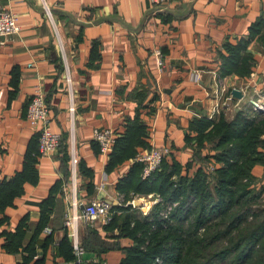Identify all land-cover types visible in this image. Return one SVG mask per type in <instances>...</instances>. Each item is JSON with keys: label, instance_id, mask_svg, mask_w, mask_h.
<instances>
[{"label": "crops", "instance_id": "0c3cea01", "mask_svg": "<svg viewBox=\"0 0 264 264\" xmlns=\"http://www.w3.org/2000/svg\"><path fill=\"white\" fill-rule=\"evenodd\" d=\"M0 8L13 10L20 26L18 34L0 39V182L23 168L35 133L24 108L36 87L44 90L51 125L66 135L69 152L66 177L59 150L51 158L38 155L37 182H24L20 195L0 213V218H6L0 222V264L21 260V253L3 249L2 231L11 232L24 216L33 227L40 218L39 203L58 179L64 180L62 193L56 195L46 225L56 242L68 235L65 219L75 215L78 242L82 243L91 226L80 209L85 203L102 199L116 204L121 194L115 184L134 159L107 171V156L94 147L96 127L110 128L117 137L125 129V119L138 115L147 126L145 141L150 147L168 146L166 158L173 156L185 164L192 154L184 140L190 120L195 113L207 114L213 105L212 78L220 76L219 51L224 43L246 36L252 22L264 16V0H169L161 9L150 0H0ZM94 41L99 44L100 57L89 65ZM155 48L165 55L163 71L157 69ZM246 50L256 58L250 75L221 77L230 91L237 88L243 94L233 97L228 106L235 112L245 98L264 93V45L252 41ZM195 70L200 71L198 80L193 78ZM13 75L18 80L11 95ZM146 149L139 147L138 152ZM82 162L90 176L79 170ZM143 198L149 205L152 196ZM140 204L133 202L132 206ZM91 227L105 236L102 226ZM45 228L39 240L49 234ZM118 242L120 246L131 243L128 238ZM54 252L53 245H47L44 264L54 260L74 264L63 262ZM100 257L104 264H119L123 252L111 250L97 257L84 248L86 263Z\"/></svg>", "mask_w": 264, "mask_h": 264}, {"label": "trees", "instance_id": "16d2710c", "mask_svg": "<svg viewBox=\"0 0 264 264\" xmlns=\"http://www.w3.org/2000/svg\"><path fill=\"white\" fill-rule=\"evenodd\" d=\"M247 33L235 43H224L223 50H218L220 77L232 73L248 77L252 72L256 58L246 48L252 41L264 45L263 15L252 22ZM98 46L94 41L89 65L100 57ZM54 63L60 67L57 57ZM14 76L11 95L16 92L18 80ZM224 115L221 111L217 119L202 114L190 120L184 140L192 154L185 164L173 156L166 158L169 151L160 166L144 178L143 164L133 161L115 184L123 201L111 206L112 219L102 226L105 236L88 226L81 243L83 248L97 257L120 249L123 257L119 264H264V208L258 207L264 194V110L243 107L231 119ZM124 124V131L115 138L107 155V171L132 160L139 147L150 148L145 141L147 126L138 115L126 118ZM38 135L36 132L32 135L22 170L10 180L0 182V213L20 195L24 182L38 180L35 169ZM95 144L97 152L99 144ZM59 151L66 177L69 152L64 133ZM206 165L213 166L212 171H207ZM79 170L91 175L83 162ZM63 181L58 179L39 203L40 218L33 227L24 216L11 232L2 231L3 249L21 253L17 264H44L47 245H53L54 255L63 262L75 260V248L67 234L56 242L51 231L44 240H39L57 203L56 195L62 193ZM151 194L159 196L160 201L151 204L146 212L129 203L134 197ZM168 204L173 206L165 218L162 213ZM4 219L1 217L0 222ZM120 238H128L131 243L120 246ZM53 264L61 263L54 260ZM86 264L104 263L100 257L97 262Z\"/></svg>", "mask_w": 264, "mask_h": 264}, {"label": "built area", "instance_id": "2783aa9c", "mask_svg": "<svg viewBox=\"0 0 264 264\" xmlns=\"http://www.w3.org/2000/svg\"><path fill=\"white\" fill-rule=\"evenodd\" d=\"M169 0H150L152 5L157 9L164 8V6L168 3ZM17 14L11 10L10 8H0V39L12 34H18L20 31V26L18 23ZM155 59V63L157 69L163 71L165 69V55L159 49L155 48L152 51ZM32 63H29L28 66H31ZM195 70L193 73L194 80H198V76L200 71ZM212 89L211 95L213 98L212 107L208 111L207 114H204L209 119L215 118L219 115L222 108L228 107L231 100L233 99L232 91L227 88L221 77L217 74L213 75L212 78ZM33 95L31 96L27 106H26V118L28 119L30 125L35 129V132L38 133V143L39 157H53L59 150L61 146L62 133L56 131L51 125V115L50 109L45 100V92L42 87H36ZM264 96L259 95L254 99H250L249 103L253 106V109L256 110H264ZM70 111H74V107L70 106ZM197 117H201L202 114H194ZM117 133L110 128H98L92 131V138L95 142H98L99 149L101 154L107 156L114 144V140L116 138ZM170 151L169 147H157L151 146L149 149L139 151L134 156V161L141 162L143 164V170L141 176L144 178L148 177L150 173L156 170L165 155ZM73 160V157H72ZM73 164H75V160H73ZM152 200L147 205V208L151 206V204L160 201L159 196H153ZM123 201V195H120L118 199H116V204H121ZM135 198L129 201V203L133 204ZM115 204V205H116ZM146 204H143V208ZM77 206V203L74 202V207ZM83 212L85 213V218L87 222L93 227L103 226L110 222L112 219V212H110L111 204L102 200H91L84 205ZM172 204H168L166 207V211L162 213L163 217H167L170 209L172 208ZM77 217L68 216L64 224L68 227V236L73 240V248H75V260L74 264H86L82 259V254L84 252V248L78 242V233L75 227V221ZM45 232L50 233V227L46 226L44 229Z\"/></svg>", "mask_w": 264, "mask_h": 264}, {"label": "rangeland", "instance_id": "374dc122", "mask_svg": "<svg viewBox=\"0 0 264 264\" xmlns=\"http://www.w3.org/2000/svg\"><path fill=\"white\" fill-rule=\"evenodd\" d=\"M262 96H264V93L262 94V93H260ZM254 99V98H253ZM262 100H264V97H263V99ZM244 101V102H243ZM242 101V103H240L239 105L240 106H238L239 107V109H243V107H248L251 111H253V106L249 103L250 101H249V99L247 98H245L244 100ZM244 103V104H243ZM242 104V105H241ZM230 106V105H229ZM235 107H237V106H235ZM227 107H225V108H222V110L221 111H223V110H225ZM234 107H228L226 110V114L224 115L227 119H231V118H233V116H234ZM220 111V112H221ZM215 119H217V118H215ZM206 167V170L207 171H212V169H213V166H211V165H206L205 166ZM257 173L258 174H260L261 175V172L259 171H257ZM144 198L141 196V197H136L135 198V200H138L139 201V203H141L140 204V208H143V204H144V200H143ZM144 201V202H143ZM260 202H261V204L258 206V207H263L264 208V194H262L261 195V199H260ZM148 208H149V206H148ZM148 208H147V205H145V207L141 210V211H144V212H146L147 210H148ZM234 233H236V231L234 232Z\"/></svg>", "mask_w": 264, "mask_h": 264}, {"label": "water", "instance_id": "95a60500", "mask_svg": "<svg viewBox=\"0 0 264 264\" xmlns=\"http://www.w3.org/2000/svg\"><path fill=\"white\" fill-rule=\"evenodd\" d=\"M232 95H233V97H239V98H242L243 97V94H242V92L239 90V89H234V90H232ZM139 203V201L138 200H135L134 201V204H138ZM80 209H84V206L82 205L81 207H80Z\"/></svg>", "mask_w": 264, "mask_h": 264}]
</instances>
